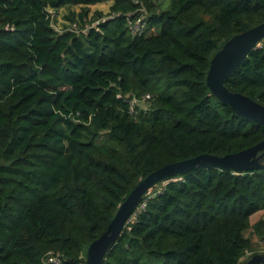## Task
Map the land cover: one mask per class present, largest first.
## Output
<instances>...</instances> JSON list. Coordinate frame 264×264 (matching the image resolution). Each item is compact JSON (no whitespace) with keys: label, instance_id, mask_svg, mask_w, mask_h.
I'll return each mask as SVG.
<instances>
[{"label":"trees","instance_id":"obj_1","mask_svg":"<svg viewBox=\"0 0 264 264\" xmlns=\"http://www.w3.org/2000/svg\"><path fill=\"white\" fill-rule=\"evenodd\" d=\"M65 7L81 11L58 30L50 11ZM263 22L264 0H0V264H85L150 173L261 142L264 127L218 101L206 75ZM224 85L264 106V40ZM140 203L102 264H242L252 237L264 244V219L250 223L264 170L199 168Z\"/></svg>","mask_w":264,"mask_h":264},{"label":"water","instance_id":"obj_2","mask_svg":"<svg viewBox=\"0 0 264 264\" xmlns=\"http://www.w3.org/2000/svg\"><path fill=\"white\" fill-rule=\"evenodd\" d=\"M264 40V22L227 40L210 60L206 85L212 95L239 117L264 127V106L240 93L230 92L224 85L243 64L249 52ZM214 167L220 170L247 173L264 170V139L240 152L222 157L199 155L163 166L140 180L119 205L106 230L86 250L85 264H102L106 252L125 228L126 222L144 195L157 184L172 177L199 169ZM242 264H264V253H257Z\"/></svg>","mask_w":264,"mask_h":264},{"label":"rangeland","instance_id":"obj_3","mask_svg":"<svg viewBox=\"0 0 264 264\" xmlns=\"http://www.w3.org/2000/svg\"><path fill=\"white\" fill-rule=\"evenodd\" d=\"M110 2H105L103 4L91 6L87 10L88 19H91L94 16L95 12H100L103 15H106L108 13ZM80 7H69V8H62L57 10L56 12L50 11L53 13V27L56 29H61L62 27H69V28H75V23H71L68 19L70 16V13H74L77 15L80 13ZM77 20V16H75ZM156 189H154L152 192H155ZM151 193V192H150ZM264 219V212L262 214L256 213L251 217L250 223L251 225L254 224L257 220ZM251 229L246 232V236H250ZM253 242V251L258 253H264V244L257 239L256 237H252ZM248 254L242 259V262H244L247 258Z\"/></svg>","mask_w":264,"mask_h":264},{"label":"built area","instance_id":"obj_4","mask_svg":"<svg viewBox=\"0 0 264 264\" xmlns=\"http://www.w3.org/2000/svg\"><path fill=\"white\" fill-rule=\"evenodd\" d=\"M138 24H139V20L136 21V23L134 25V32H137V26H138ZM260 43L257 46H259ZM130 109H133V104H131ZM145 207H146L145 203H142V204L140 203L130 217H134L137 212L142 211ZM128 220L130 221L131 219L129 218ZM46 264H61V257H60V255L50 256L47 259V263Z\"/></svg>","mask_w":264,"mask_h":264},{"label":"crops","instance_id":"obj_5","mask_svg":"<svg viewBox=\"0 0 264 264\" xmlns=\"http://www.w3.org/2000/svg\"><path fill=\"white\" fill-rule=\"evenodd\" d=\"M264 211H260V212H258V214H262ZM250 220H251V218H250Z\"/></svg>","mask_w":264,"mask_h":264}]
</instances>
